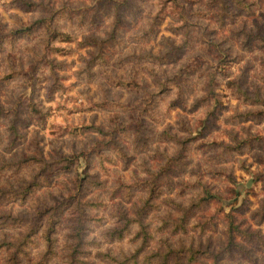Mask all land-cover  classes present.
<instances>
[{
  "label": "clouds",
  "instance_id": "1",
  "mask_svg": "<svg viewBox=\"0 0 264 264\" xmlns=\"http://www.w3.org/2000/svg\"><path fill=\"white\" fill-rule=\"evenodd\" d=\"M0 264H264V0H0Z\"/></svg>",
  "mask_w": 264,
  "mask_h": 264
},
{
  "label": "trees",
  "instance_id": "2",
  "mask_svg": "<svg viewBox=\"0 0 264 264\" xmlns=\"http://www.w3.org/2000/svg\"><path fill=\"white\" fill-rule=\"evenodd\" d=\"M70 163V162H69Z\"/></svg>",
  "mask_w": 264,
  "mask_h": 264
}]
</instances>
